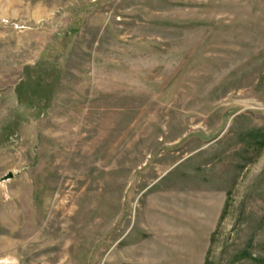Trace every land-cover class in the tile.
I'll use <instances>...</instances> for the list:
<instances>
[{
  "label": "rangeland",
  "instance_id": "374dc122",
  "mask_svg": "<svg viewBox=\"0 0 264 264\" xmlns=\"http://www.w3.org/2000/svg\"><path fill=\"white\" fill-rule=\"evenodd\" d=\"M0 264H264V0H0Z\"/></svg>",
  "mask_w": 264,
  "mask_h": 264
},
{
  "label": "water",
  "instance_id": "95a60500",
  "mask_svg": "<svg viewBox=\"0 0 264 264\" xmlns=\"http://www.w3.org/2000/svg\"><path fill=\"white\" fill-rule=\"evenodd\" d=\"M11 177H12V175H11V174H8L7 176H5V177L2 179V181H6V180L10 179Z\"/></svg>",
  "mask_w": 264,
  "mask_h": 264
}]
</instances>
